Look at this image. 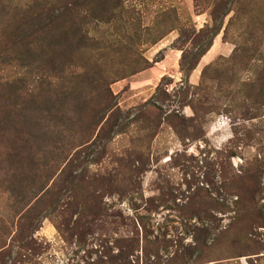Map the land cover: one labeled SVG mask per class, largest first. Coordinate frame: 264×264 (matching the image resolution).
Returning <instances> with one entry per match:
<instances>
[{
    "label": "rangeland",
    "instance_id": "1",
    "mask_svg": "<svg viewBox=\"0 0 264 264\" xmlns=\"http://www.w3.org/2000/svg\"><path fill=\"white\" fill-rule=\"evenodd\" d=\"M43 1L0 0V264H264V0L189 75L212 6L107 0L63 53Z\"/></svg>",
    "mask_w": 264,
    "mask_h": 264
},
{
    "label": "trees",
    "instance_id": "2",
    "mask_svg": "<svg viewBox=\"0 0 264 264\" xmlns=\"http://www.w3.org/2000/svg\"><path fill=\"white\" fill-rule=\"evenodd\" d=\"M94 2H95L94 0H44L42 10L34 18L37 20L44 19V21H47L45 22V25L57 21L58 26H60V29H58L57 37L60 43L63 44L61 45L63 50L64 49L70 50L75 47V50L77 51L78 50L89 51V47H88L89 44H94L96 45L97 48L96 42L99 39H102L101 38L102 36L99 35L97 29L94 30V32L97 31V34L92 35L93 28L90 27V24L93 21L102 23L103 19H107L105 17H108L107 19L108 21H111L112 19H116L114 13L118 9V7L116 6H111L109 8V10L111 11V15H108L107 10L105 11L103 9L104 7H106L105 3L107 2V0H96V3ZM195 2L197 4L203 2L205 7H207V5L212 6L210 15L212 18L213 25L207 30V32L201 31L199 34L194 36V38L196 39L194 46L200 44L198 50L194 52L192 49V51L185 50L183 52L180 61V68L182 72H184L187 75H189L195 69V67L199 62V59L208 52V50L212 46L214 38L220 33V30L222 29L224 18L232 11V7L236 5L235 0H201L199 2L198 0H195ZM171 23L172 24L170 25V31L174 30L176 25L174 21H171ZM161 24H162V20L161 21L157 20V22H155L154 24L153 29L151 28L150 30L156 32ZM117 30L120 32L119 29ZM54 31L55 29L53 30V32ZM135 31L137 32V30ZM189 33L188 35H186L188 39H190L189 37L193 35ZM202 34H203V38L201 36ZM136 36L137 39H140L138 35ZM204 38H206L207 42H203ZM158 39L159 37L156 39L153 38L151 40L152 41L151 43L155 44ZM65 50L63 51V53L65 52ZM144 69L145 68L142 67L141 69L132 72L131 74L138 73L139 71H142ZM82 76L86 77L87 75H82ZM87 80H91V84L95 82L92 78H88ZM66 82L67 81H65V83ZM57 150L58 148H56L55 151L53 150L49 152V156L45 155L44 157L48 159L49 162L52 160L53 162L58 161V158L62 156V151H57ZM55 157H57V159H55ZM71 166H72V161L68 160L65 167L63 168L64 169L63 172L66 173L65 175L66 178L64 179V181H66V184L64 186L65 193L70 192L69 188H67L68 185L74 183L72 179L73 170ZM40 187L43 188L45 186L41 184ZM69 194H71V192Z\"/></svg>",
    "mask_w": 264,
    "mask_h": 264
}]
</instances>
